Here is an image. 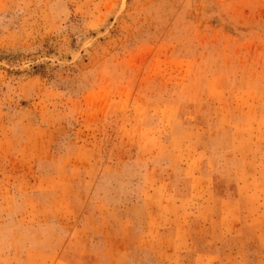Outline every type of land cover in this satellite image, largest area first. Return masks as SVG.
I'll use <instances>...</instances> for the list:
<instances>
[{
	"label": "rangeland",
	"instance_id": "1",
	"mask_svg": "<svg viewBox=\"0 0 264 264\" xmlns=\"http://www.w3.org/2000/svg\"><path fill=\"white\" fill-rule=\"evenodd\" d=\"M0 264H264V0H0Z\"/></svg>",
	"mask_w": 264,
	"mask_h": 264
}]
</instances>
